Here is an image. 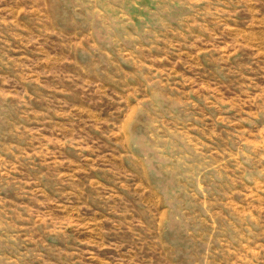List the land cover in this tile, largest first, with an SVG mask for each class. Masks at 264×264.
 <instances>
[{
    "label": "rangeland",
    "instance_id": "obj_1",
    "mask_svg": "<svg viewBox=\"0 0 264 264\" xmlns=\"http://www.w3.org/2000/svg\"><path fill=\"white\" fill-rule=\"evenodd\" d=\"M0 264H264V0H0Z\"/></svg>",
    "mask_w": 264,
    "mask_h": 264
}]
</instances>
